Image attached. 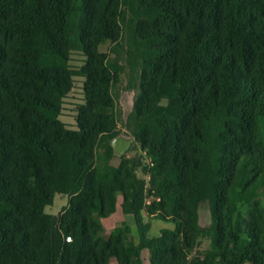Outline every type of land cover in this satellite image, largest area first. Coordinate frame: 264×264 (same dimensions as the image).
Masks as SVG:
<instances>
[{"label":"trees","instance_id":"trees-1","mask_svg":"<svg viewBox=\"0 0 264 264\" xmlns=\"http://www.w3.org/2000/svg\"><path fill=\"white\" fill-rule=\"evenodd\" d=\"M124 29L143 70L128 124L152 159L148 189L137 162L110 166L118 77L99 48ZM72 49L87 57L77 130L59 120ZM263 129L264 0H0V264H143L145 249L182 264L178 247L207 232L213 250L191 264H264V218L238 219L264 187ZM57 194L69 204L47 214ZM119 196L138 244L127 224L105 233ZM145 212L176 230L150 240Z\"/></svg>","mask_w":264,"mask_h":264},{"label":"rangeland","instance_id":"rangeland-1","mask_svg":"<svg viewBox=\"0 0 264 264\" xmlns=\"http://www.w3.org/2000/svg\"><path fill=\"white\" fill-rule=\"evenodd\" d=\"M125 4V3H124ZM131 3L126 2L122 7V15L127 20L132 18ZM122 37L118 45L107 42L100 46L99 51L106 54L109 60L114 65V74L118 77V82L115 84L112 90L113 99L116 103V134L118 137L112 141V145L115 149L116 156L110 162L111 167L118 168L123 160L129 162H137L135 167V173L138 178L146 181L147 189L150 188L151 177L145 171V167H149L152 163V159L149 154L141 148L138 144L132 127L128 124V117L134 111L135 102L140 92L141 79H142V65L139 59H136L137 53H135L129 45L127 39V31L124 29ZM134 53V55H133ZM87 57L85 54L78 50L72 49L70 53V60L68 63V70L72 75V86L69 93L61 100L60 103V116L59 120L69 130H77L79 112L83 106L87 103L85 84L86 79L80 72L86 65ZM168 102L162 101L161 106L166 108ZM260 131V126L257 127V131ZM264 137V129L261 130ZM103 153V151H101ZM264 163V158L261 160ZM131 164V163H130ZM69 196L57 194L54 203L45 209L47 214L59 215L62 210L69 204ZM155 201L153 198H146V205L150 206ZM123 198L118 197V206L120 205L118 213H114L109 218L104 220L105 233L109 235L116 228L121 227L123 224H127L131 229L129 236L130 240L136 244L139 243V234L137 226L135 224L134 217L132 215H125L122 212L121 204ZM241 208L239 212V220L244 221H260L264 218V187L258 191V198L254 202V207L250 210ZM199 223L204 229H209L212 225V212L208 202H202L198 208ZM144 219L146 223L151 224L149 231L150 240L156 241L162 238L163 231H175L176 225L171 222L150 218L146 212L144 213ZM214 238L212 234L201 233L193 248L190 250L182 251L181 247H178V257L183 260L182 264H191L196 258H204L208 253L213 250ZM152 253L149 249L142 251L143 264H151ZM112 264H117L114 260Z\"/></svg>","mask_w":264,"mask_h":264},{"label":"crops","instance_id":"crops-1","mask_svg":"<svg viewBox=\"0 0 264 264\" xmlns=\"http://www.w3.org/2000/svg\"><path fill=\"white\" fill-rule=\"evenodd\" d=\"M119 208H120V205L117 207V211H116L117 213H118V211H119ZM121 209H122V208H121ZM122 212H123V211H122ZM127 216H128V215H127Z\"/></svg>","mask_w":264,"mask_h":264},{"label":"built area","instance_id":"built-area-1","mask_svg":"<svg viewBox=\"0 0 264 264\" xmlns=\"http://www.w3.org/2000/svg\"><path fill=\"white\" fill-rule=\"evenodd\" d=\"M67 241H68V242H70V241H71V238H70V237H68V238H67Z\"/></svg>","mask_w":264,"mask_h":264}]
</instances>
